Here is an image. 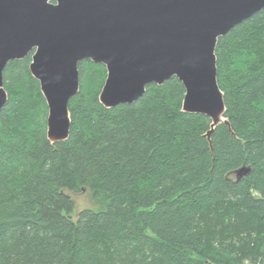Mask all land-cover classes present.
<instances>
[{
    "label": "trees",
    "instance_id": "trees-1",
    "mask_svg": "<svg viewBox=\"0 0 264 264\" xmlns=\"http://www.w3.org/2000/svg\"><path fill=\"white\" fill-rule=\"evenodd\" d=\"M214 52L228 123L210 142V119L182 111L176 77L107 108L105 67L82 60L69 135L51 143L32 53L8 62L0 264H264V8ZM82 193L92 205L75 211Z\"/></svg>",
    "mask_w": 264,
    "mask_h": 264
},
{
    "label": "water",
    "instance_id": "water-1",
    "mask_svg": "<svg viewBox=\"0 0 264 264\" xmlns=\"http://www.w3.org/2000/svg\"><path fill=\"white\" fill-rule=\"evenodd\" d=\"M263 8L264 0H0V109L4 68L32 53L28 67L47 105V139L66 140L78 64L90 60L105 67L99 101L107 108L176 77L185 90L182 111L210 119V142L212 130L228 123L217 40ZM250 169L234 170L236 180Z\"/></svg>",
    "mask_w": 264,
    "mask_h": 264
},
{
    "label": "rangeland",
    "instance_id": "rangeland-1",
    "mask_svg": "<svg viewBox=\"0 0 264 264\" xmlns=\"http://www.w3.org/2000/svg\"><path fill=\"white\" fill-rule=\"evenodd\" d=\"M92 204L90 203L89 197L86 193H82L81 195L77 196L76 204H75V211L77 209H81L83 207H89Z\"/></svg>",
    "mask_w": 264,
    "mask_h": 264
}]
</instances>
